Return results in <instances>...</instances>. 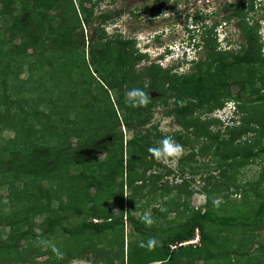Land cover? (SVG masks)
I'll use <instances>...</instances> for the list:
<instances>
[{
	"label": "trees",
	"instance_id": "obj_1",
	"mask_svg": "<svg viewBox=\"0 0 264 264\" xmlns=\"http://www.w3.org/2000/svg\"><path fill=\"white\" fill-rule=\"evenodd\" d=\"M101 1L0 0V130L14 134L0 146V188L6 186L8 203L7 211L0 214V264L88 260L87 254L95 255L94 238L108 232L118 233L115 243L119 251L113 256L118 264H215L238 256L228 234L238 228L260 231L264 227V199L253 210L245 211L246 215L236 209L218 214L206 207L202 213L189 212L185 216V201L176 203L173 209L183 214L184 221L172 223L174 220L165 228L135 219L131 209L146 188L148 149L163 138L156 127L143 130L159 105L169 106L170 102L164 114L176 118L181 127L171 136L174 141L192 150L193 140H199L202 155L212 157L218 176L205 180L202 191L211 179L220 178L217 183L224 175L229 179L226 166L245 165L246 158L264 155V146H257L264 141L260 23L250 24L244 13L246 5L256 10L255 0H231L226 5L230 13L220 18L235 21L244 39L240 48L231 46L226 36L225 46L221 47L215 32L218 20L205 25L201 43L190 37L196 53L202 50L200 58L184 53L166 67L152 61L141 70L136 67L148 55L135 47L134 39L121 34L108 37L103 28L93 30L96 38L90 43L87 59L84 50L79 51L85 43L83 28L93 27L96 21L106 23L109 17L105 14L95 18L93 9ZM155 1L163 6L164 0ZM150 11L157 13L159 8L151 7ZM159 39L157 36L154 41ZM27 64L28 75L21 79L22 67ZM256 83L259 86L255 87ZM233 87L238 89L235 96ZM133 88L148 93L146 106H131L127 93ZM111 92L115 99L110 97ZM228 103H233L234 111L224 131L214 130L222 124L219 117L201 118L221 111ZM121 126L131 132L125 143ZM102 138L105 141L100 144ZM185 159L179 158L181 176L186 171ZM143 167L138 176L137 170ZM71 168L75 172L71 173ZM217 187L210 192L218 193ZM125 188L130 190L126 215L120 203ZM176 188L182 192L183 186ZM193 192L189 189L184 194L187 198ZM109 201L121 210L119 215L113 214ZM53 202L56 207H52ZM154 211L155 217L162 216L161 211ZM44 214L45 227L37 233L33 220ZM70 215H82L84 219L68 227L64 221ZM125 222L137 235L126 253ZM5 228L6 236H2ZM196 233L198 243L184 245ZM54 236L62 243L71 240L75 245L63 243L60 249L54 246L46 250L45 260H36L40 254L33 244ZM150 239L156 241L152 248L147 246ZM258 249L264 253V244Z\"/></svg>",
	"mask_w": 264,
	"mask_h": 264
},
{
	"label": "rangeland",
	"instance_id": "obj_2",
	"mask_svg": "<svg viewBox=\"0 0 264 264\" xmlns=\"http://www.w3.org/2000/svg\"><path fill=\"white\" fill-rule=\"evenodd\" d=\"M230 1L231 0H164L162 1L164 8H162L163 6H159L160 2L158 3L155 0H103L94 7V16L96 18L98 15L109 14V17L106 18V23L96 21L93 27L89 28L85 26L83 28L85 43L84 46H80L79 51L82 52L84 50L87 59L89 56L88 51L90 49V43L96 38L93 36V30L96 28H103L108 37L116 38V34H121L124 37L134 39L135 47L148 55V59L146 58L143 62L141 61L136 67L138 70H141L152 61H159L160 57H166L164 47L169 48L170 44L174 47L175 52L180 54L184 48L192 44L193 41L190 39L192 35L197 43H201V36L204 32L205 25L211 26L218 20L219 25L216 27L215 32L218 42L221 43V47L223 48L225 46L223 40L226 36L228 41L232 43L231 46L240 48L244 39L235 21L220 19L230 13L231 9L226 7ZM254 3L256 6L255 11L249 10V7L246 5L244 10L246 14L245 18H247L250 24H254L257 21L260 23L258 42L261 43L264 52V20L261 19L264 12L262 11V8H264V0H255ZM87 7H90V4H88ZM151 7L155 10L156 7H158L159 11L157 13H152L150 11ZM51 14L55 15L53 11ZM205 15L208 16L205 17ZM201 16L204 17L200 18ZM56 20L58 21L59 19ZM157 36H159L160 39L154 41V38ZM46 43L45 41V44ZM188 50L190 49H187V51ZM191 50L192 51H188L189 57L194 54L193 57L197 56L200 58L199 54L201 53L202 55V50H200L198 54L195 49ZM30 52L31 51H29V53ZM29 62L31 63L32 60ZM169 62V58H164L161 65L166 67ZM28 67L29 64L22 67V72L20 73L21 79L27 77L29 71ZM183 71H186V68H183ZM93 74L95 75L96 73L94 72ZM38 76L39 74L35 72L34 78ZM257 86H259L258 83H256L255 87ZM237 93V87H233L232 94L235 96ZM110 97L115 99L112 92L110 93ZM246 98H254V96H247ZM168 105L170 106V102H168ZM169 106L159 105L154 108L150 124L143 128V130H146V128L150 129L151 126L156 127L157 132L160 133L162 137L173 136V134L180 132L181 127L176 121V118L173 116L168 117L164 114ZM40 107L41 109L45 108L42 105ZM47 111L48 108H46L45 112ZM233 111V103H228L221 111L212 115H202L201 118L204 119L207 118V116L219 117L222 124H218L215 128L212 127V129L224 131L223 129L225 126L230 124L229 119L232 117ZM119 130L123 134V143H125L130 139L131 132H128L123 126H121ZM116 134H118V131ZM13 135V132L8 130H0V146L5 140L12 138ZM104 141L105 138H102L100 144ZM158 142L153 143L154 145H152V147L159 146ZM53 143L54 140L50 142V144ZM192 145V150L191 147H188L189 145L184 146L178 157H170L167 160L156 159L151 153H148V159L150 158V160L147 159L146 168L143 167L137 170V174L140 176L143 169H146L145 175L147 177V182L146 188L136 199L131 209V214L135 219L143 221L141 218L147 214L152 219L153 225L165 228L174 220L175 221L172 223L184 221L183 214L173 209L176 203L182 204V202L185 201L184 206L187 208L185 216H187L189 212L202 213L206 207L212 208L218 214H226L235 209L240 210V213H244L247 210H253L259 200L264 199V155L246 158L245 165H239L238 163L232 167L226 166L225 168L228 169L226 176H230L229 179H227L225 175L218 183L217 181L220 178L217 180L211 179L206 188L209 190V195L207 196L206 189L202 191V188L205 187V180L214 176L216 178V176H218V171L214 169L212 157L209 155L203 156L200 152L201 142L195 139ZM238 145L241 144L238 143ZM257 146H264V141L259 142ZM125 151H127L126 147ZM191 151H193V153H191ZM180 157L186 158V161H183V166L186 169L183 176H181L178 171V167H180ZM98 158L102 159L103 156L100 155ZM73 170L74 169L71 168L70 172H75ZM156 176H159V179H157ZM182 180H184V183ZM220 182H223V184L217 187ZM251 182H253V184ZM44 184L47 185L46 183ZM186 184L188 186L187 188L185 187ZM233 184H235V187ZM179 185L183 186L181 189L182 192L176 188ZM227 185L230 187L228 189H223ZM212 187L214 189L217 187L218 193L210 192ZM189 189H194V192L190 197L186 198L184 192ZM142 194L144 198L141 197ZM161 194L163 195L160 196ZM6 195V186L1 187L0 214L1 212L5 213L8 209ZM129 195L130 190L125 188L122 201H120V203H123V206H125L124 215H126V208H128L127 200ZM179 196L180 198L177 200ZM209 203L210 205L206 206ZM51 205L52 207H56L55 202ZM108 206L112 209L114 215H119L121 213L119 208L113 206L112 201L108 202ZM155 209L161 211L162 216L155 217ZM178 210L181 212L183 206ZM244 215H246V212ZM45 217L46 215L44 214L34 218L33 226L37 233L43 231L45 227V225H43ZM83 219L84 216L82 215H70L68 219L64 221V224L65 226L72 227ZM2 231V236H6L7 228ZM115 235H118V233L108 232L95 237V255L89 253L87 254V256H89L88 260L73 259L68 264H94V262H97L96 264H118V261L113 257L115 253L119 251V247H117L115 243ZM228 237L234 242L233 248L237 250L238 253L236 254L239 255L237 256L234 254V256L228 257L225 261H220L215 264H264V253H261L258 249L259 245L264 244V227L258 232L245 230L243 228L232 229ZM136 238L137 235L132 230V227L125 222L123 226L124 253H126L129 242H133ZM63 243L74 244L71 240ZM63 243L62 239L59 240L57 236L50 237L49 240L40 239L38 243L33 244L34 248H37L36 253L40 254L36 260H45L46 250L54 246L56 249H60ZM21 244H24V241H21ZM78 247L81 248L79 245ZM106 257L110 259L107 260ZM154 264L160 263L157 262Z\"/></svg>",
	"mask_w": 264,
	"mask_h": 264
},
{
	"label": "clouds",
	"instance_id": "obj_3",
	"mask_svg": "<svg viewBox=\"0 0 264 264\" xmlns=\"http://www.w3.org/2000/svg\"><path fill=\"white\" fill-rule=\"evenodd\" d=\"M169 46H170L169 48L164 47L165 52L167 50L169 52L168 54H166V57H164V58L165 59L169 58L170 62L172 59L176 60L178 58H181L184 53L188 54V51H192L191 49H193L191 46H188L187 48H184L180 54H177V52H175V50H174V47L171 44ZM187 49H190V50L187 51ZM188 57H189V55H188ZM162 60L159 59V62H162ZM127 97L129 98V102H130L132 107L146 106L149 103V99H150L148 93H146L145 91H143L142 89H139V88H133L132 90H130L127 93ZM158 145L159 146H157V147H150L148 149L149 153H151L152 156L156 159L167 160L170 157H178L182 151V146L179 145L178 143H176L174 141L173 137H171V136L163 137L158 142ZM141 219L146 224L152 223V219L147 214H145ZM195 236H194V238H195ZM194 238H192L191 240H193ZM191 240H189V241H191ZM155 243H156V241L154 239H150L147 241V246L149 248H152L155 245ZM143 246H144V242H141V247H143Z\"/></svg>",
	"mask_w": 264,
	"mask_h": 264
},
{
	"label": "built area",
	"instance_id": "obj_4",
	"mask_svg": "<svg viewBox=\"0 0 264 264\" xmlns=\"http://www.w3.org/2000/svg\"><path fill=\"white\" fill-rule=\"evenodd\" d=\"M198 238H199L198 233H196L195 238L193 240H191V241L185 242L184 245H187V244H196V243H198ZM171 248L173 249L175 247L172 246Z\"/></svg>",
	"mask_w": 264,
	"mask_h": 264
}]
</instances>
